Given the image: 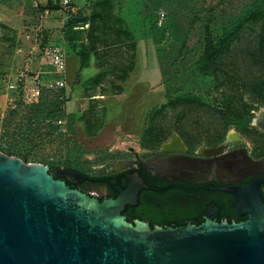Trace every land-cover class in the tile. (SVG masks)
<instances>
[{
  "label": "rangeland",
  "instance_id": "374dc122",
  "mask_svg": "<svg viewBox=\"0 0 264 264\" xmlns=\"http://www.w3.org/2000/svg\"><path fill=\"white\" fill-rule=\"evenodd\" d=\"M246 1L78 0L81 21L71 29L60 12L45 13L47 0H0V150L97 175L135 154L144 159L158 152L175 134L193 152L197 134L204 141L230 129L245 133L264 109L257 89L263 62L245 49L247 25L229 40V50L218 47L210 58L205 50L246 14ZM160 12L166 14L162 22ZM49 39L68 53L66 113L74 114V134L33 119L9 89L17 74L38 65L34 57ZM145 49L148 60L139 59L124 91L120 83ZM77 51L86 62L79 71ZM91 192L101 194L96 187Z\"/></svg>",
  "mask_w": 264,
  "mask_h": 264
},
{
  "label": "water",
  "instance_id": "95a60500",
  "mask_svg": "<svg viewBox=\"0 0 264 264\" xmlns=\"http://www.w3.org/2000/svg\"><path fill=\"white\" fill-rule=\"evenodd\" d=\"M228 139L241 136L232 131ZM183 149L177 134L162 146L163 151ZM221 149L218 145L201 153L213 155ZM195 160L187 156L170 161L190 167ZM127 164L114 162L112 172ZM88 178L73 169L50 173L48 164L0 151V264H264V201L259 195L245 201L241 196L246 189L223 188L236 194L241 214L247 209L246 221L213 220L214 206L200 225L152 228L123 214L127 205L138 204L146 188L139 175L128 174L127 186H115L117 196L102 201L67 183Z\"/></svg>",
  "mask_w": 264,
  "mask_h": 264
},
{
  "label": "flooded vegetation",
  "instance_id": "af4514ba",
  "mask_svg": "<svg viewBox=\"0 0 264 264\" xmlns=\"http://www.w3.org/2000/svg\"><path fill=\"white\" fill-rule=\"evenodd\" d=\"M263 127L264 109L257 113L252 122H248L245 133L230 129L219 140L211 135L208 140L204 141H201L200 135L197 134V148L193 152L189 151L188 145L180 137L185 147L183 150L163 151L161 148L158 152L144 159L137 154L132 160L124 159L128 161V166L120 171L125 172L126 178L128 174L136 173L143 179L140 176L142 174L154 183L163 181L167 185L166 198L160 199L144 183L146 188L140 191L138 204L135 206L127 205L131 206L134 212L128 213L126 206L124 211L127 216H131L133 221L140 219L149 223L152 219L150 215L146 216L147 219H141L134 215L135 211L139 210L145 203L160 212L159 217L164 223L174 216L179 209L190 206H197V217L204 218V214L209 208L215 206L217 211L210 215L213 220L228 221L225 218V213L228 212L234 222L248 220L250 215L247 213V209L244 208L243 214H241L235 205L236 194L223 188L242 187L246 189V194L241 196L242 200L256 199L259 195L264 201ZM250 130L257 134V137H250ZM232 131L238 132L241 139L229 140L228 137ZM218 145H221L222 149L216 154L201 153L203 149ZM187 156L196 159L190 167L176 166L170 161ZM67 183L72 188L84 189L86 193L94 194L98 198H115L117 196V192L114 194L107 185H100L98 189L101 194L98 195L91 192L95 186L89 182L86 183L85 187L81 185L83 182ZM127 184L128 179L126 186ZM186 186H197V192L193 193ZM251 188L253 190H250ZM167 224L169 225V223Z\"/></svg>",
  "mask_w": 264,
  "mask_h": 264
},
{
  "label": "trees",
  "instance_id": "16d2710c",
  "mask_svg": "<svg viewBox=\"0 0 264 264\" xmlns=\"http://www.w3.org/2000/svg\"><path fill=\"white\" fill-rule=\"evenodd\" d=\"M231 3H234V0H229ZM247 11L246 14L241 17V19L238 20V18H235L234 21L229 22V25H226L224 27V34L220 41L213 42L209 40L208 46L205 50L206 58H210L212 56L213 52H215L216 48H224L230 49V41L234 38L235 34L239 33V28L242 25H247V30L250 32L251 39L245 48L249 53H252L253 55H256L258 58L261 59L263 62L264 67V0H247ZM47 7H50L52 9H57L58 6H54L52 3L46 4ZM45 8V6H44ZM78 16L72 17L68 20L66 23L67 27L74 28L77 26V23L81 20L78 19ZM217 43V44H216ZM76 54L80 57V68L86 67V62L84 61V53L81 51H77ZM77 77L80 78V73L77 72ZM127 76L124 75L123 80ZM257 89L260 91L259 93H264V79L258 84ZM60 92H52V91H44L42 92L39 100L32 104H25L21 99H17L19 102V105L26 108H30V115L33 119L36 121H40L41 119L45 120L46 124H50L51 126L58 129V132L61 134H69V133H75L72 120L74 119V114H67L66 108L61 107V101H60ZM52 116L55 117V119H65L66 120V127L67 132L63 133L59 130V126L52 123L53 120H49L48 117ZM0 151L5 152L8 155H14L10 150L6 148H2ZM50 166V173H53L55 169L64 168V169H73L76 171H79L77 168L70 166L69 164L60 165V164H51ZM80 172V171H79ZM82 172V171H81ZM83 174L88 175V180L81 183L83 187H85L86 183H90L93 185H107L110 189H112L113 193L116 194L115 186L119 185L122 188L126 187V175L124 171H118V172H110L105 174H97V175H90L87 173L82 172ZM143 177V181L145 184L148 185L149 189L154 192V194L160 198L165 199L166 198V182L158 181L156 183L152 182L151 180L147 179L144 175H140ZM55 178H57L55 176ZM187 187V186H186ZM187 188H190V191L193 193L197 192V186H188ZM84 191V189H81ZM85 192V191H84ZM101 201L102 198H99ZM128 207V213L134 212V210L131 208V206ZM228 212V211H227ZM123 214L126 216L127 220L130 222H133V219L131 216H127V213L123 211ZM135 216L140 217L141 219H147V215H150L152 217L151 221H149L150 226L153 228L156 225L161 226H183L188 223H194L196 225H200L204 222V218L201 216L197 217V206H190L181 208L178 210V212L169 218L165 223L160 219V212L156 210L155 208L143 204V206L135 211ZM228 216V217H226ZM225 218L228 220V222H234L231 219L230 213H225ZM149 220V219H148ZM219 222L222 221V219L218 220ZM169 223V225L167 224Z\"/></svg>",
  "mask_w": 264,
  "mask_h": 264
},
{
  "label": "built area",
  "instance_id": "2783aa9c",
  "mask_svg": "<svg viewBox=\"0 0 264 264\" xmlns=\"http://www.w3.org/2000/svg\"><path fill=\"white\" fill-rule=\"evenodd\" d=\"M58 6L52 9L45 6L47 15L53 12H60L63 24L77 15L81 10L79 4L72 0H47L48 3ZM166 17L165 12H160L159 21ZM38 65L32 69H27L15 78L10 80L9 89L16 94V98L21 99L25 104H32L39 100L42 92H60L61 107L66 108L71 97V90L66 77V67L68 53L62 44L54 43L50 39L43 44L37 55ZM59 126L63 133L67 132L66 120L59 118L52 121Z\"/></svg>",
  "mask_w": 264,
  "mask_h": 264
},
{
  "label": "crops",
  "instance_id": "0c3cea01",
  "mask_svg": "<svg viewBox=\"0 0 264 264\" xmlns=\"http://www.w3.org/2000/svg\"><path fill=\"white\" fill-rule=\"evenodd\" d=\"M72 1H74V2H76L77 4H79V2H78V0H72ZM59 15V14H58ZM148 41V40H147ZM148 42H145V44H147ZM139 47V46H138ZM140 50V49H139ZM77 57H78V59H79V69H78V71L81 69L80 68V65H81V62H80V57L77 55V54H75ZM140 58H145L146 60H148V53H147V50L145 49V50H142L141 52H139V51H137L136 52V55H135V57H134V66H133V69L132 70H129L128 71V75L125 77V79L124 80H122L121 81V85L123 86V90L125 91V90H127V87H126V85L129 83V81L131 80V78H132V73H133V71H134V69H135V67H136V65L138 64V61H139V59ZM160 65V64H159ZM160 70H161V74H162V69H161V65H160ZM160 81H161V79H160ZM123 91V92H124ZM68 104V103H67ZM157 103H154V105H156ZM153 105V106H154ZM147 114H148V111L145 113V116H144V118H146V116H147ZM146 120V119H145ZM145 120H144V122H145ZM141 131V130H140ZM126 133V136H135L136 134H134V133H131V132H125Z\"/></svg>",
  "mask_w": 264,
  "mask_h": 264
}]
</instances>
